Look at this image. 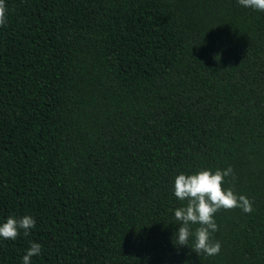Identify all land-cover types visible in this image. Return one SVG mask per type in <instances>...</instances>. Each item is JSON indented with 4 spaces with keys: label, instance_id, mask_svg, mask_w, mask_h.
Segmentation results:
<instances>
[{
    "label": "trees",
    "instance_id": "16d2710c",
    "mask_svg": "<svg viewBox=\"0 0 264 264\" xmlns=\"http://www.w3.org/2000/svg\"><path fill=\"white\" fill-rule=\"evenodd\" d=\"M0 264H264V11L238 0H4ZM218 255L176 246L177 175L227 169ZM199 225H191L193 231Z\"/></svg>",
    "mask_w": 264,
    "mask_h": 264
},
{
    "label": "clouds",
    "instance_id": "9594fccd",
    "mask_svg": "<svg viewBox=\"0 0 264 264\" xmlns=\"http://www.w3.org/2000/svg\"><path fill=\"white\" fill-rule=\"evenodd\" d=\"M238 3L245 8L264 11V0H238ZM6 23V6L4 0H0V26ZM229 176H234L231 166L224 170L217 169L214 173L211 170H199L194 174L181 173L175 177L174 195L186 203L174 211L175 219L180 222L174 235V245L188 247L189 239L194 238L191 249L198 255L215 256L220 253L221 243L212 238L213 233L218 231L215 214L221 209L240 208L245 213L253 211L252 202L246 196H237L231 188H223L225 178ZM35 223L29 215L19 219L9 216L0 225V237L15 240L21 230L28 236ZM191 225L199 226L193 231ZM40 252L41 245L33 242L23 256V264H31V258Z\"/></svg>",
    "mask_w": 264,
    "mask_h": 264
}]
</instances>
